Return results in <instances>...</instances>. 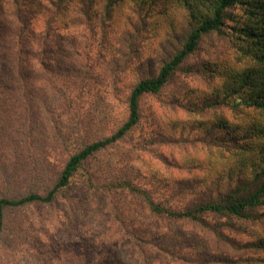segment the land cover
<instances>
[{
  "label": "trees",
  "instance_id": "1",
  "mask_svg": "<svg viewBox=\"0 0 264 264\" xmlns=\"http://www.w3.org/2000/svg\"><path fill=\"white\" fill-rule=\"evenodd\" d=\"M122 1L103 0L95 23L94 0H0L1 260L13 264L29 238L43 254L37 264H264V0H139L135 21L111 45L109 24ZM39 10L46 17L43 29L36 31ZM172 11L176 25L165 27L146 54L152 13ZM64 17L65 28L79 29L80 36L57 29ZM211 56H226L229 62H213ZM128 74L122 99L125 117L107 133L86 141L79 132L92 111L86 93L108 87L106 96L116 98ZM195 76L224 80L211 99L181 101L175 94ZM166 94L172 98L165 100ZM148 98L215 121L223 132L217 135L213 127L198 140L224 157L251 154L247 174L199 185L186 182L164 197H158L157 186H138L124 175L95 181L85 171L92 156L115 147L150 152L160 142L174 141L162 135L152 141L134 136ZM218 115L240 118L243 124L220 121ZM74 182L103 202L107 231L91 258L62 249L49 252L48 259L52 234L36 229L30 217L18 220L12 234L7 213L52 205ZM13 183L24 192L10 189ZM121 197L139 204L146 221L160 229L194 233L204 249L198 251L192 237L174 244L146 236L148 226L134 228L121 216ZM235 222L242 234L249 227L258 233L252 240H238ZM53 224L55 231L59 218ZM107 248L123 249L125 262L110 263Z\"/></svg>",
  "mask_w": 264,
  "mask_h": 264
},
{
  "label": "rangeland",
  "instance_id": "2",
  "mask_svg": "<svg viewBox=\"0 0 264 264\" xmlns=\"http://www.w3.org/2000/svg\"><path fill=\"white\" fill-rule=\"evenodd\" d=\"M138 2L139 0H123L114 8L113 18L108 29V38L111 45L115 44L121 31L129 28L131 23L135 21ZM102 5L103 0H94L93 2L91 12L95 23L99 19ZM45 17L44 11L39 10L36 13L34 23L36 31L43 29ZM176 19L177 17L173 11L166 14L152 13V17L150 18V33L148 40L144 42L146 54H149L155 47L158 37L164 32L165 27L176 25ZM67 22L68 19H65L62 23H57V29L72 36H80L79 29L65 28L64 25ZM107 54L109 55V52ZM208 60L222 64L226 60L229 62V58L226 56L219 59L211 56ZM129 80L130 74L120 83L119 89L121 92L113 99L106 96L109 92L108 87L107 89L100 87L98 90L86 93L87 99L85 98V100L90 103V106H88L92 108V111L84 118L83 131H79L84 134L86 141L94 140L98 136L107 133L123 120L126 110L122 99L126 92V88L124 87H126ZM223 80L224 78L220 76H216L213 80H206L204 77L195 76L187 80L183 89L184 91L182 90L175 95L183 102L189 100L194 103H202L213 98L220 91ZM171 98L170 94L164 95L165 100ZM88 106L86 105L84 108ZM143 110L145 118L134 133L137 140L152 141L151 139L162 135L166 138H172L174 141L172 143L160 142L159 145L153 146L150 152L138 150L137 154H135L131 149L115 147L108 153L92 156L85 163V171L95 181H101L107 177L124 175L131 178L138 186H157L158 197H164L167 192L179 189V186L184 185L186 182H193L194 185L197 182V185H199L203 180L210 181L213 178L224 180L229 175L235 177L238 173L247 174L251 161L249 155L251 154L234 157V153L231 156L224 157V154L218 155L215 149L208 150L198 140V138L206 137L208 129L213 127L217 135L223 132V130H219L218 127L214 126L216 122L211 120V118L187 114L179 108L172 109L168 106H160L150 98L146 99ZM218 118L220 121L227 119L233 125L242 123L240 118H232L228 115H218ZM71 125L74 124L68 125L70 131L71 129L74 130ZM60 155L61 153L58 155L59 158H57L63 161V156ZM20 186L13 183L10 185V189L22 193L24 189H19ZM21 187L24 188L23 186ZM62 196L57 198L52 205H37L23 210L8 211V229H12L11 233L14 234L16 222L22 217H30V219L38 224L36 229L42 231L43 228L47 233L52 234L54 247H49L48 252L42 251L48 253L46 255L48 259L52 257L49 252L55 250L60 252L62 249L68 252L76 249L79 253L91 258L92 254L100 251L97 242L99 237L107 231L108 214L104 204L100 199L80 188L77 182L71 184ZM118 206L121 216L128 223L130 222L134 228L148 226L146 236L157 235L160 238L172 240L174 244L192 237V243L196 241V245L199 247L196 249L198 251L204 249L199 243V239L201 238L194 233L186 231V228L165 230L149 223L146 221L140 205L135 202L129 203L126 197H121ZM55 218H59L60 225L58 226L59 228L57 227L53 231L52 227L54 226L53 222ZM240 226L239 222H235L234 229L236 233L234 234L238 240H252L253 234L258 233L256 229L249 227L242 234L238 230ZM27 242L29 243L27 244ZM21 245H23V248L21 247L23 250L18 254L19 256H16L19 258L13 264H37L38 261L42 260L43 254L36 252L38 250L37 245L34 244L32 246V241L29 238L23 241ZM2 251L3 248L0 246V264H6L1 260ZM107 251L109 254L107 260L110 263L125 262L123 249L113 250L107 248Z\"/></svg>",
  "mask_w": 264,
  "mask_h": 264
}]
</instances>
